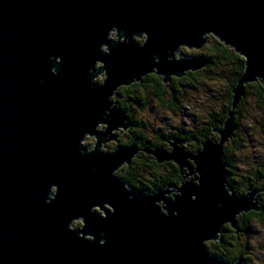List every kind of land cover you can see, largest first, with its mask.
<instances>
[{
    "label": "water",
    "instance_id": "water-1",
    "mask_svg": "<svg viewBox=\"0 0 264 264\" xmlns=\"http://www.w3.org/2000/svg\"><path fill=\"white\" fill-rule=\"evenodd\" d=\"M209 36L245 59L228 118L214 129L220 142L206 139L197 154L176 137L172 152L144 148L197 176L142 195L115 175L138 139L102 150L130 126L115 91L151 73L167 82L202 69L203 57L179 56ZM256 81L264 86V0H0V264H242L206 242L262 210L256 192L228 186L223 155Z\"/></svg>",
    "mask_w": 264,
    "mask_h": 264
},
{
    "label": "rangeland",
    "instance_id": "rangeland-1",
    "mask_svg": "<svg viewBox=\"0 0 264 264\" xmlns=\"http://www.w3.org/2000/svg\"><path fill=\"white\" fill-rule=\"evenodd\" d=\"M207 44L208 43H206L202 48L199 49L198 48L190 49L187 47H181V56L179 57H186L185 50L189 53V57L192 53H194V55L192 56H199L198 54H202L205 51H207L206 49ZM189 72L191 71H187L185 75H182L180 77L181 82L180 81H179L180 83L178 82L176 88V93L178 94V98L177 100L174 99V101L172 99V91L171 92L168 91L171 89V88L168 89L170 86H166L168 87L167 95L165 101L162 102L158 101L157 98L154 96L152 91L153 88L149 89V91L151 92V93L149 92L151 97L150 104L147 105L144 104L141 107L136 105L135 98L130 97L129 96L130 94L128 92L123 90L119 94L120 92L119 89H121L122 87H119L115 91V94L113 96L114 100L116 98L115 97L116 94H118L119 97L117 99L118 102H123L125 103L126 106H130V107H131L130 103L132 104L131 110L133 112V117L136 121H139V127H136L137 129L135 131L136 133H141L142 137L146 141L150 140V142L155 141L157 143H160L159 141H157V137L159 138L162 135L164 136L168 134L169 135L175 134L179 128H182L186 131H189L190 129L192 130L193 128L202 125L204 121L208 120L211 113H216V114L219 113L220 108L224 104L225 96L228 93V86L227 83L225 82V78H228L225 76L226 74L221 72L225 76V78L221 80L218 79V76L216 75H211L207 77L201 73L202 75L198 76L200 83L198 84L197 88H194L190 85V77H188ZM104 77H105V72L101 73L98 77H96V80L98 82H102ZM244 110L246 116L242 117L239 120L240 129L238 128L237 134L233 135L237 146H239L241 150L236 151V153L233 154L232 162L234 163L236 161L235 163L243 169V174L248 175L249 171L253 172V169L256 168L257 166H262V165L264 166L263 111L253 93L247 96L246 102L244 104ZM106 126L107 124L105 123H99L97 126V130L103 131L105 130ZM220 128H223V124ZM128 129H124L123 127L121 128V131H124L123 143H129V145H131L135 139H132L131 136L133 135V133L130 132L131 130L129 131ZM119 131L120 130L117 129L114 130L113 133H117ZM213 133L214 134H212V136H210L209 138H213V140L220 142V138H221L220 134L216 133V131H214ZM83 143L88 145L89 148H93V146L96 145V136L88 134L83 140ZM113 143H115L113 142V140L109 141V145H113ZM166 143L168 144V142ZM194 144H195L194 140L187 141L186 139H182V141L179 143V146L187 153L197 154L200 150L194 152L192 150ZM163 145L168 152H172L173 146L169 144L168 145L163 144ZM158 147L164 148L163 146H158ZM137 148H138V152L133 157V159H140L142 157L140 151H144L145 147L140 146L139 143L137 142ZM188 159L191 160L190 158ZM166 162L169 163L172 162L173 164H175L174 160H170ZM235 163L234 165H236ZM159 164L162 165V163ZM227 164H228L227 166V170H228L229 163L227 162ZM125 166H127V164H124L123 167L121 168L125 169ZM168 167L170 168L169 170L172 169L171 165H168ZM164 169L168 170L167 167H165ZM126 171L128 172V170ZM159 171L161 175L164 174L162 173V169ZM185 171L188 172L187 168H185ZM143 174L145 175L144 178H146L147 176H150L151 172H149L147 169V171H145ZM147 180L150 182L151 179L148 178ZM168 185L159 187L158 189L165 188ZM228 186H230V184ZM261 188H256V184H252L249 186L247 190L243 191V193L241 192V195H243L246 192L248 194L256 192L257 195H259L262 199V195H264V191H261L260 190ZM154 192L155 191L153 192L150 191L147 194L140 192L138 193L142 195H151ZM255 212H259V211H255ZM240 216L241 215H239V217ZM81 223H82L81 220H75L73 221L71 227L72 228L79 227L81 226ZM249 225H250L249 230L248 232H246L244 236L247 242L246 245L247 251L245 253V257L247 259L245 260V262L247 264H264V221L255 222L254 219H250ZM230 237L231 236L229 234L227 236V238L229 239L228 241H231L232 238L230 239Z\"/></svg>",
    "mask_w": 264,
    "mask_h": 264
},
{
    "label": "trees",
    "instance_id": "trees-1",
    "mask_svg": "<svg viewBox=\"0 0 264 264\" xmlns=\"http://www.w3.org/2000/svg\"><path fill=\"white\" fill-rule=\"evenodd\" d=\"M207 46L205 51L202 54H198L199 56L203 57L205 61L207 62L206 66L198 71H191L188 74V77H190V85L194 88H197L198 84L200 83V80L198 79L199 75L204 74V76H211L216 75L218 76V79L223 80L225 78V82L228 86V93L225 96V101L223 106L220 108L219 113H211L208 120L204 121L202 125L199 127L190 129L189 131H186L182 128H179L178 131L175 134L172 135H162L161 137H157V141L165 140L164 144L167 145L166 142L170 140L172 137H179L181 139H186L187 141L194 140L195 144L193 145L192 150L194 152H197L202 149L203 142L208 139L212 134H214V129H218L222 126V124L226 121L228 118V112L230 111L232 107V101H233V93L232 89L240 79L241 75L244 72L245 68V59L240 54H238L234 49L226 46L224 43L220 42L218 39H216L213 36H209L207 41ZM185 55L189 56V53L185 50ZM194 55L192 53L190 56ZM223 72L226 74L225 76L221 73ZM202 73V74H201ZM146 78V77H145ZM178 80V79H174ZM199 80V81H198ZM181 82V79H179ZM178 81V82H179ZM176 82V81H175ZM179 82V83H180ZM145 83V81H144ZM178 85V83H177ZM143 82H135L128 87H123L122 90L128 92L130 95H132L135 98V103L137 106H143L144 104H150V91L148 88H143ZM154 96L157 98L158 101L162 102L165 101L166 95H167V88H162V82L159 81L158 83L152 85ZM172 90H171V89ZM176 85L169 87L172 91V99L174 101L177 100L178 94L176 93ZM144 89V90H143ZM253 93L255 95L256 100L258 101L262 111H263V125H264V86L260 81L251 82L245 86V94L242 97L240 103L238 104L237 108L235 109V115H234V122L237 125V129L235 131V134H237V130L240 127L239 120L246 116L245 110H244V104L246 102V98L249 94ZM119 97L116 96L115 101L117 104L123 108L125 113L129 116L131 121L136 125V127H139V121H136L133 117V112L131 110L132 104L130 103V106H126L123 102H118ZM133 99V98H131ZM135 127V129H137ZM195 127V126H194ZM240 129V128H239ZM264 131V129H263ZM234 134V135H235ZM135 137L138 139L143 140V145L147 146H154L156 144L155 141L149 142L146 141L141 133H136ZM163 145V144H162ZM241 145V144H240ZM164 146V145H163ZM224 158L225 161L229 163L228 172H229V184L230 186L236 191L237 193L241 194L243 191L247 190L248 187L252 184H256V188H261L264 186V166H257L252 171H249L248 175L243 174V169L237 165H234L232 162V156L236 153V151H240V147L237 146L236 141L234 137H231L225 144H224ZM191 150V149H190ZM168 170H165L161 168V166L158 163L151 162L149 158L147 157L144 161L142 158L135 159L132 161L131 167L129 166L128 171L130 174L127 177V180L132 184L133 187H135L138 192L140 193H147V192H153L156 191L159 187L166 186L170 183L180 184L183 176L180 173V168L176 165L171 163H167ZM172 166V169L169 170L170 166ZM151 172L150 176H147L144 178V172L145 171ZM162 169V173L160 174L159 170ZM125 170V169H124ZM252 172V173H251ZM149 175V174H148ZM150 178V182H147V179ZM145 179V180H144ZM146 183V184H143ZM262 204L263 207L262 211L255 212L252 211L250 213H244L239 217V227L241 228V232L236 235L234 228L231 229L230 224H225L223 228L227 229L226 234H230L231 231L232 234L234 233L236 238L234 241L229 242L230 244H234L233 250L234 254L232 256L228 255L229 253L221 252L217 248H215L214 245L207 242L206 246L208 247V250L212 253L224 256L228 255L229 257H232L233 259H238L240 256L243 257V255L247 251V242H245L243 233L248 232L249 230V220L254 219L255 222H262L264 221V195H262ZM225 234V235H226ZM233 234V235H234ZM231 235V234H230ZM239 240V241H238ZM241 244H240V243ZM211 245H209V244ZM213 246V247H212ZM217 249V250H216ZM229 257L227 259H229Z\"/></svg>",
    "mask_w": 264,
    "mask_h": 264
},
{
    "label": "flooded vegetation",
    "instance_id": "flooded-vegetation-1",
    "mask_svg": "<svg viewBox=\"0 0 264 264\" xmlns=\"http://www.w3.org/2000/svg\"><path fill=\"white\" fill-rule=\"evenodd\" d=\"M140 41L142 42L143 41V39H140ZM146 77V78H145ZM145 77H143V79L141 80V81H139V82H143V85H144V89H146V88H148V89H151L152 88V85H154V84H156V83H158L159 81H161L162 82V88H166V86H170V87H172L173 85L175 86L176 85V87H177V83H178V81H179V79H180V77H177V76H171V78H170V80L169 81H164L163 80V78H162V76H160V75H158L157 73H151V74H148V75H146ZM174 79H178V80H174ZM144 81H145V83H144ZM176 81V82H175ZM103 82V81H102ZM101 83V82H100ZM129 86V85H128ZM128 86H122V88L123 87H128ZM121 88V89H122ZM121 89H119V94L121 93V91H123V90H121ZM169 89V88H168ZM151 93V92H150ZM154 94V93H153ZM155 95V94H154ZM116 96H118V94H116ZM115 96V97H116ZM130 97H133L132 95H129ZM114 100V99H113ZM114 102L117 104V102L114 100ZM127 115V114H126ZM128 116V115H127ZM128 119H129V121H130V126L127 128L130 132H132L133 133V135L131 136L132 137V139H137L136 137H135V135H136V129H135V127H136V125L131 121V119L129 118V116H128ZM134 129V130H133ZM123 132L124 131H119V132H117L116 134H117V137L116 138H111V139H107V140H105L103 143H102V150H105V151H108V152H114L117 148H118V146H126V145H129V143H123L124 141H123ZM129 133V132H128ZM127 133V134H128ZM126 134V135H127ZM128 136V135H127ZM177 137V136H176ZM175 138V137H174ZM139 139V138H138ZM173 139V137L170 139V140H172ZM181 139V138H180ZM111 140H113V142H115V143H113V145H109V141H111ZM170 140H168V144H170ZM182 140V139H181ZM165 142V140H162V141H159L160 143H157L156 142V144L154 145V146H147L146 144L145 145H143V140L140 138L139 140H138V143H139V145L140 146H143V147H158V146H163L162 144H164V142ZM173 141V140H172ZM150 142V141H149ZM167 144V145H168ZM88 146V145H87ZM95 146V145H94ZM93 146V147H94ZM164 147V146H163ZM168 147V146H167ZM165 148V147H164ZM89 149H92V148H89ZM140 153H141V158L143 159V161L148 157L149 158V160L151 161V162H154V163H158L157 161H156V159L155 158H153V156L152 155H150V154H148V153H144V151H140ZM133 160H135V159H132V161ZM132 161H131V164H132ZM168 162H164V163H162V165H160L159 163V165L161 166V168H165V167H167V164ZM131 164H127V166H125V170H124V168H121V169H118L116 172H115V175H117L118 177H120V178H122L125 182H127V185L129 186V187H131V188H133L134 190H136V191H138L135 187H133L132 186V184L127 180V177H128V175L130 174V172L128 171H126V170H128L127 168H129V166L131 167ZM178 167H179V165L177 164V163H175ZM180 168V167H179ZM181 173V172H180ZM183 175V174H182ZM151 177V176H150ZM151 179H152V177H151ZM147 182L149 183V181L147 180ZM181 183V182H180ZM143 184H146V183H143ZM264 187V186H263ZM262 187V188H263ZM249 188V187H248ZM233 189V188H232ZM233 191H234V189H233ZM234 192H236V191H234ZM148 193V192H147ZM147 193H144V194H147ZM237 193V192H236ZM238 195H241V194H239V193H237ZM261 204H262V200H261ZM261 206V205H260ZM261 208L263 209V207L261 206ZM262 211V210H261ZM225 229V228H224ZM231 229H233V228H231ZM227 229H225V232H223L221 235H222V240L221 241H208L209 243H211L212 245H214L215 246V248H217L219 251H221V252H226L227 251V253H229L228 255H230V256H232L235 252H234V248H233V246H235L234 244H230L229 242H232V241H234L235 240V238H236V236H235V234L233 235L232 234V232L230 231L229 233L231 234L230 236V239H231V241H228L229 239L227 238V236L229 235V234H226L227 233ZM234 231H235V233H236V235L237 234H239L240 232H241V228H240V230H239V232H237L235 229H234ZM242 233V232H241ZM226 234V235H225ZM245 234L246 233H243V235H241L240 236V238H239V240L241 239V237L242 236H245ZM238 240V241H239ZM245 240V242H246V238H244L243 239V241ZM207 243V242H206ZM240 243V242H239ZM211 244H209V245H211ZM241 244V243H240ZM213 247V246H212ZM216 249V250H217ZM212 253V252H211ZM214 254V253H213ZM214 255H216V254H214ZM228 255H225L226 257H224V256H219V255H216V256H219L222 260H224V261H226V262H235V261H237V260H239V259H241L242 260V264H247L246 262H245V260L247 259L246 257H245V254L243 255V257H239L238 259H233L232 260V257H229ZM229 257V259H227Z\"/></svg>",
    "mask_w": 264,
    "mask_h": 264
},
{
    "label": "bare ground",
    "instance_id": "bare-ground-1",
    "mask_svg": "<svg viewBox=\"0 0 264 264\" xmlns=\"http://www.w3.org/2000/svg\"><path fill=\"white\" fill-rule=\"evenodd\" d=\"M217 133V132H216ZM177 139H179L180 141H182L179 137H176ZM174 139V138H173ZM172 139V140H173ZM172 140H170V143L172 142ZM183 176V178H182V180L181 181H185V180H187V179H193V178H195L197 175L196 174H193L192 172H191V174H190V172L188 171V172H184V174L182 175ZM178 185V184H177ZM222 240V235H221V238L220 239H218L217 241H221Z\"/></svg>",
    "mask_w": 264,
    "mask_h": 264
}]
</instances>
